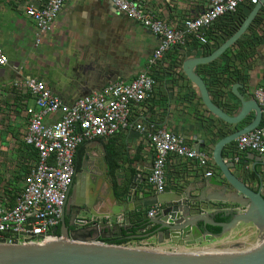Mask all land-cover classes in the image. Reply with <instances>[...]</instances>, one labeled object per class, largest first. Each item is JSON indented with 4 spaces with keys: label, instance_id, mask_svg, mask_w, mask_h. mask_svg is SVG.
I'll return each instance as SVG.
<instances>
[{
    "label": "crops",
    "instance_id": "obj_1",
    "mask_svg": "<svg viewBox=\"0 0 264 264\" xmlns=\"http://www.w3.org/2000/svg\"><path fill=\"white\" fill-rule=\"evenodd\" d=\"M137 1L149 3L150 7L156 9L161 16L174 25H178L186 18L198 17L209 8L210 2L209 0ZM25 5L26 0H0V49L8 58L7 65L0 68V95L5 100V107L10 109L8 111L20 116L19 122L15 123L16 126L24 123L23 131L26 128L24 108L32 105L33 101L28 91L21 86H15L16 83L22 84L26 78H34L43 82L53 94L66 104L71 105L75 100L99 90L109 82L133 80L144 67L158 43L153 34L119 13L112 0H66L55 19L52 31L42 38L37 48L34 42V26L24 14ZM17 11H21L28 20L26 22L31 24L30 30L24 32L23 21L18 19ZM250 12L251 9L247 16ZM255 18L251 25L254 24ZM256 30L252 44V39L247 40L246 38L247 31L239 38L244 42L243 45H246V48L250 45L251 48L245 49L248 53L241 50L242 52L237 58L243 60L239 62L233 58L230 62L232 70H228L230 75L233 70L234 72L239 71L238 75L247 76L246 80L240 77L237 80H231L222 100L213 96L214 89L212 87L211 90L209 87L207 88L209 95L213 93L210 96L212 102L231 116L237 114L240 106L239 100L231 91L234 84L240 85L238 92L245 100L253 99L254 89L264 85V31ZM230 50L229 54L236 55V52H240V47L235 43L230 47ZM202 51L200 46L194 44L178 47L177 53L172 52L165 56V61L170 65L171 61H176L177 58L185 55L182 57L181 63H183L187 58L203 57L200 55ZM179 52H183V54H178ZM96 59L102 61L103 68L97 71L91 69V72H87L83 66ZM29 67L31 68L28 70ZM198 67L195 68V72L202 78L204 74L208 78V75L204 73V68ZM182 75L158 76L161 80L155 99L142 113L143 118L149 123L183 136L193 149L197 150L204 145V149L210 152L212 158L214 145L224 136L250 124L254 119V114L249 113L236 125L223 123L205 109L196 87L183 72ZM207 83L205 81L206 86ZM7 124L13 125V122ZM104 140L106 139L98 141ZM110 140L122 148V158L118 162V168L124 170L128 164L127 170L129 171L136 167L142 173L149 174L151 152L144 137L132 130L109 138L108 143ZM80 146L83 155L86 149L91 150V161L93 160L91 163H94L96 159H102L101 150L96 143L87 142ZM232 146L233 143L224 148L223 157L225 160H230V157L234 155ZM238 157L239 163L233 171L239 168L238 178L249 187H255L257 185L256 175H261L264 170V166L259 165L260 156L245 152L238 154ZM100 163L104 164V158ZM8 165L6 166L8 167ZM8 172L7 168L0 163V189L5 186ZM214 175L216 178H220L217 168L214 169ZM164 176L166 188L180 189L184 192L191 191L192 195L202 191L198 185L205 178L204 170L195 163L174 156L167 158ZM145 189L151 193L152 197L156 195L151 188L146 186ZM203 191L215 206L214 210L207 211V213L211 215L220 212L228 213L227 209L225 211L221 207L224 203L218 201L223 195L218 187L211 186ZM152 201V198H148L144 199L143 203L149 204ZM152 207L154 206L127 212L124 214V219L129 221L131 226L143 221L150 224L147 220L142 219V215L147 216ZM97 209L96 211H98ZM150 225L153 226V224ZM130 237L132 235L127 236L125 241ZM129 240L140 239L130 238ZM142 240L147 241L151 247L164 251L186 248L177 240L164 241L159 244L160 237L155 232Z\"/></svg>",
    "mask_w": 264,
    "mask_h": 264
},
{
    "label": "built area",
    "instance_id": "obj_2",
    "mask_svg": "<svg viewBox=\"0 0 264 264\" xmlns=\"http://www.w3.org/2000/svg\"><path fill=\"white\" fill-rule=\"evenodd\" d=\"M209 1V8L198 17L186 18L174 25L150 7L149 3L112 0L119 13L138 23L158 40L144 67L129 82H109L71 105L34 78H26L22 84H15L28 91L33 101L32 105L24 108L26 128L23 142L37 156L21 174L14 192L7 193L6 190L10 189L5 186L0 189V244L43 245L61 238L53 232L60 225L61 208L74 178L76 150L83 143L112 138L132 130L138 132L147 140L151 152L150 172L145 177V185L156 194L166 189L164 167L169 156L195 163L204 170L205 178L215 176L214 169L217 167L204 145L193 149L186 138L147 122L142 115L155 99L161 80L158 76L182 75L181 62L185 55L177 58L175 65H169L165 61L168 53H177L178 47L192 44L200 46L202 50L215 47L222 42L224 33L232 28V25L226 28L222 26L226 23L225 19L247 6L252 9L260 5L255 29L264 31V1ZM65 2L26 0L24 14L34 26L35 46L52 31ZM7 63V56L0 49V68ZM221 80L219 76L217 81ZM229 84L221 89L210 85L215 91L212 95L222 100ZM252 95L260 107L261 122L257 128L232 142V152L235 153L230 160L235 164L239 163L238 154L241 153L264 156V85L256 87ZM160 209V206L152 207L147 213L148 219H153ZM120 219L114 217L109 218V221ZM86 225V220H79L77 227ZM119 246L153 248L142 239L127 240Z\"/></svg>",
    "mask_w": 264,
    "mask_h": 264
},
{
    "label": "water",
    "instance_id": "obj_3",
    "mask_svg": "<svg viewBox=\"0 0 264 264\" xmlns=\"http://www.w3.org/2000/svg\"><path fill=\"white\" fill-rule=\"evenodd\" d=\"M259 10L260 5L253 7L238 30L210 55L187 58L182 63L183 74L196 87L205 109L217 119L227 125H236L249 113L254 114L250 124L224 136L214 145L212 159L220 178H204L198 185L202 191L196 195H192L191 191L166 188L163 193L152 197L146 191V186H143L146 174L136 167L132 171L127 170V164L126 169L115 170L113 177H121L118 190L114 189L111 182L106 192L98 190L92 195L90 192L94 185L90 176L94 178L96 170L91 168L89 171L87 168L88 160L92 158L91 150L86 149L75 186L71 184L68 187L61 208V238L43 245L0 244V264H264V170L261 175H256L257 185L249 187L238 178L239 168L233 171L237 164L223 157V150L227 145L260 125V107L254 99L245 100L238 92L240 85L234 84L231 91L239 100L240 106L236 115H229L212 102L205 82L195 72L196 67L214 62L232 47L245 34ZM108 140L109 138L92 142L101 150V161L105 157L104 146ZM260 158L259 165L264 166V156ZM103 165L105 177L111 180L113 177L108 174L107 164L104 162ZM129 180V184L122 185V182ZM211 186L218 187L222 192L219 202L236 204L243 211L233 213L227 223L215 222L214 215L207 213L214 210L215 206L203 191ZM148 198L153 201L144 204L143 200ZM151 206H161V209L153 219H148L146 215H142V219L157 227L155 233L160 237L159 244L177 240L184 247L203 245L240 224H252L256 228V234L248 242L190 252L131 248L104 243L105 240L120 239L122 230L132 228L129 221L124 219V214ZM68 216L71 217L70 224L66 223ZM114 217L121 219L116 222L109 221V218ZM79 220H86L88 225L77 227ZM207 226L218 227L221 231L218 235H212ZM150 236L151 234H142L130 238L143 239Z\"/></svg>",
    "mask_w": 264,
    "mask_h": 264
},
{
    "label": "trees",
    "instance_id": "obj_4",
    "mask_svg": "<svg viewBox=\"0 0 264 264\" xmlns=\"http://www.w3.org/2000/svg\"><path fill=\"white\" fill-rule=\"evenodd\" d=\"M250 9L251 8L249 6L243 7L241 9H239L235 15L227 17L225 19L226 23H224L222 26L224 28H226L227 26L232 25V28L230 30H227L224 33L225 37L223 38L222 42L217 43V45L213 48H206L205 50L202 51V53L200 55L203 57L210 55L223 42H225L230 36H232L234 34V32L238 29V27L241 25L242 21L247 16ZM257 21H258V19L256 18V20L254 21V24H252L247 30L248 36L246 38H247V40L252 39L251 44L254 43L253 39H255V34H256V33H254V31H257L255 29V24ZM243 43L244 42L241 41V39H239L236 42V45H238L240 47V52L239 53L236 52L237 56L234 54H229L231 52V50L229 48L228 50H226L222 54V56L219 59L215 60L214 62H212L210 64L198 67V68H204V73H206L208 75V78H207V77H205V74H204V76L202 74V76H203L202 79L204 80V82L205 81L208 82L207 86L209 87L210 90H211L210 85L218 87L221 89V88L226 87L231 80H234V79L237 80L239 77L243 80L244 79L246 80L247 76H244V75L239 76L238 75L239 71H237V70L235 72L233 70L231 75H230V73H228V70L232 69L230 62H232L233 58H236V61L238 60L239 62H241L243 59H240V58L238 59L237 58L238 55L241 54L242 51H245V49L249 50L251 48V45L247 46V48H246V45L244 46ZM245 53H248V51H245ZM174 61H171L172 62L171 65H175ZM219 76L223 80L217 81V78ZM210 96H212V94H210ZM23 148H24V151L26 152V155L20 156L17 158L18 165H21L22 169H24L25 167L27 168V166L29 164H31L37 156L36 152L31 147L25 145L24 142H23ZM104 149L106 152L105 157H104V162L108 166V174L111 177H113L115 170L118 168V162L122 158V148H121V146L115 144L114 142H112L110 140L109 143L104 146ZM82 155H83L82 154V147L79 146L77 148L76 154H75V159H74L75 165H77V166L79 165ZM23 172H24V170H22V173ZM8 188L10 189L9 186H7V189ZM6 191H7V193H10L9 190H6ZM231 218H232V214H227L225 212H220V213H217L214 215V221L217 223H227L231 220ZM156 228H157L156 226H152V225L148 224L147 222L143 221V222H140V223L132 226V228L130 230L122 231V235H121L120 239L105 240L104 242L107 244L120 245V244L125 242V238L127 236L142 235V234H153L156 231ZM56 229L57 230H55L53 232V234L58 236L59 235V226H57ZM207 230L212 235H218L221 231V229L218 227H210V226H207Z\"/></svg>",
    "mask_w": 264,
    "mask_h": 264
},
{
    "label": "rangeland",
    "instance_id": "obj_5",
    "mask_svg": "<svg viewBox=\"0 0 264 264\" xmlns=\"http://www.w3.org/2000/svg\"><path fill=\"white\" fill-rule=\"evenodd\" d=\"M16 15L19 20L23 21L24 32L30 30L31 24L22 14L21 11H17ZM3 23V22H2ZM32 44V43H31ZM39 46L37 45V48ZM31 67L28 68V70ZM83 68L87 72H91V69L94 71L101 70L103 68L102 61L96 59L92 62L87 63V65L83 66ZM5 107V100L0 95V163L3 164L4 167L7 168V177L5 180V188L7 186L10 187V192H14L18 185L21 178L22 169L21 165H18L17 158L20 156L26 155V152L23 148V124L20 123L19 126H16L15 122H19L20 116L15 115V113H10ZM16 118V119H15ZM13 122V125H8L7 123ZM4 164H9L8 167ZM222 209L228 213H238L242 212L243 208L236 204L231 203H224L221 205ZM256 234V228L252 224H240L236 226L234 229L229 230L223 236L212 238L210 242H207L203 245L193 246V247H186V248H179L180 250H173L172 252H190V251H203L219 246L225 245H233L239 244L250 241ZM237 235V236H235ZM152 249H159V248H152Z\"/></svg>",
    "mask_w": 264,
    "mask_h": 264
},
{
    "label": "flooded vegetation",
    "instance_id": "obj_6",
    "mask_svg": "<svg viewBox=\"0 0 264 264\" xmlns=\"http://www.w3.org/2000/svg\"><path fill=\"white\" fill-rule=\"evenodd\" d=\"M82 159H83V157L81 158L78 166L74 165V178L72 181L73 187L75 186V183H76V176H77L78 172L81 170ZM92 161L88 160V167L87 168L88 169H90V168L95 169L96 170V176L94 178H92L90 176V180L92 181V183L94 185V187L92 188L90 193L92 195H95L96 191H98V190H104L106 192V190H108V186L111 184V182L114 184V189L118 190L119 189L118 183L121 182V177L116 176V178L113 177L111 180H109L108 178L105 177L104 165H102L100 163L101 159L100 160L96 159L94 163H91ZM129 182H130V180L128 182L127 181L122 182V185L129 184ZM70 222H71V217L70 216L66 217V223L70 224Z\"/></svg>",
    "mask_w": 264,
    "mask_h": 264
}]
</instances>
